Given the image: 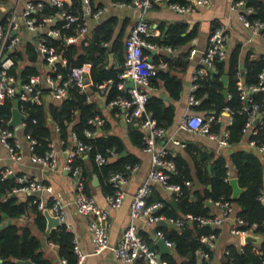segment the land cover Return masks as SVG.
I'll use <instances>...</instances> for the list:
<instances>
[{
  "label": "built area",
  "instance_id": "obj_1",
  "mask_svg": "<svg viewBox=\"0 0 264 264\" xmlns=\"http://www.w3.org/2000/svg\"><path fill=\"white\" fill-rule=\"evenodd\" d=\"M189 3L178 4L169 0H121L113 1L114 6H121L125 3L136 9V20L130 27L123 41V62L121 70L118 72V81L115 88L118 93L106 103L109 107H116L120 111L121 119L126 123L136 124L141 131V150L149 154V167L136 187L128 208L129 220L120 233L119 240L114 247L108 243L107 230L104 223L108 217V209H116L120 206L124 196L122 185L127 181L138 167L137 163L126 164L120 171H114L109 176V182L114 188L113 193L105 194L106 207L97 206L95 199L84 191V179L80 173L79 165L73 163L74 157L87 155L92 148V144L79 138L74 131L68 132L67 144L64 146V140L58 137V127L53 125V133L56 137L48 141V148L43 153H37L34 150L36 144L29 132H24L23 127L26 121V114L18 107V101H29L39 104L45 99L61 100L67 96L69 87H76L78 92L85 93V101L90 102L93 96H104L108 90L109 81L92 83L88 77V63L66 68L67 60L56 49L50 46L44 35L46 33L52 38H61L65 45L81 42L86 45L89 41V26L94 20H98L100 15L106 10V5L92 8L89 0H80L81 10L77 11L71 8L70 2L66 0H0V104L5 99L17 101L18 110L24 115L19 124L9 126L5 115H0V147L5 150L6 157L15 163L21 160L23 146L26 148L29 160L38 165L41 169L50 170L57 164V156L60 147H66L67 153L63 168L74 177V188L71 202L75 211L87 217L86 228L92 241V253H99L104 249L110 248L113 257L126 264H132L135 259H142L147 264H168L157 255V248L149 245L138 232L135 220L141 219L144 224L150 225L164 220L178 228L184 218L187 220L195 219L198 223L209 224L218 227L225 224L229 234L239 237L240 243H227L241 248L245 242L243 235H257L254 232L256 224H246L244 220L236 214L234 204L228 200H216L213 202L219 208L218 213L213 214L211 218L192 217H166L163 214H155V210L161 207V202L150 201L146 198L152 191V185L158 184L165 189L178 194L179 187L176 184L168 183V173L176 171L175 165L167 157L170 154L164 144H158V140L165 135V129L157 126L155 121L145 110L147 93L144 87L148 85L149 78L157 70L150 57L143 53V48L153 47L146 41V37L154 34L150 25L146 21V14L153 3H164L172 10L183 13L190 11L195 5H204L209 0H189ZM230 8L237 11V18L246 27L251 34L258 35L264 43V35L261 32L264 23L258 19L249 20L247 14L251 8L244 5L243 0H230ZM49 5L52 10L43 11L42 8ZM80 20L79 25L74 28L72 34L61 36V29L68 28L74 22ZM226 31L221 25L211 29L207 37V44L202 49L197 67L192 76L190 92L187 97L189 105L198 102L194 98L192 91L196 87L194 82L197 77H202L208 73L207 69L214 70V62L224 60L227 56ZM27 43L30 44V50L26 49ZM105 44V43H103ZM170 51L169 47H165ZM32 50V55L30 54ZM197 50L191 47L188 51V57H192ZM264 59V55H262ZM32 66L35 71L27 73L25 76H19L22 66ZM65 69V70H63ZM239 69V75H241ZM258 81L255 84L246 86L239 78L236 82L239 99L241 103L240 111L245 114V121L240 129L241 137L247 139L248 147L251 151L260 154L263 162L264 174V145L257 142L253 137L257 131V126L262 121L264 115V97L261 101H254L251 97L252 92L258 90L264 91V66L257 75ZM87 79V82L85 81ZM127 81L131 86H126ZM94 89H90V86ZM228 95V94H227ZM222 111L228 115V121L231 120L230 111L224 108ZM222 111L219 115H204L201 112H189L180 119L179 126L188 131L204 135L213 140L218 149L229 145L228 131L226 125L222 122ZM103 117L95 114L87 119L89 127L83 129L86 138L94 137L101 133ZM212 121L219 123L218 130L211 129ZM228 122V123H229ZM17 131H21L20 137ZM172 143L183 146L184 143L170 138ZM116 152L111 148H105L104 153L95 152L93 160L97 165L110 161L116 157ZM3 156L0 155V160ZM223 180L228 181L235 176L234 169L230 163L224 161ZM12 174V170L7 167L0 169V177ZM14 180L19 185L14 187L11 192L27 193L32 195V203L36 208L47 211L57 218L59 224L65 219L64 204L59 197L50 194V203L42 197L44 184L34 177L26 174H14ZM189 185V181L184 182ZM257 199L264 202V184L259 189ZM216 235L208 233L201 235L199 241L206 244L208 249H212L215 244ZM156 239H161L163 243L173 250V242L168 239L161 229L156 228L153 232L152 244ZM226 244V245H227ZM226 245L222 250V255L227 253ZM72 251L75 254V262L72 264H81L84 254L82 253L77 239L72 238ZM195 264H210V256L203 249H196ZM63 264H67L61 259ZM0 264H11L8 261L0 260ZM30 264H34L30 262Z\"/></svg>",
  "mask_w": 264,
  "mask_h": 264
},
{
  "label": "trees",
  "instance_id": "obj_2",
  "mask_svg": "<svg viewBox=\"0 0 264 264\" xmlns=\"http://www.w3.org/2000/svg\"><path fill=\"white\" fill-rule=\"evenodd\" d=\"M121 1V0H110ZM178 4H186L188 0H169ZM244 5L251 8V12L247 14L249 20L258 19L264 23V0H243ZM71 8L77 11L81 10L80 0H66ZM92 8L99 7L100 1L89 0ZM42 10H52L49 5H45ZM80 23V20L71 24L68 28L61 29V36L73 33V29ZM89 26V41L86 45L81 42L65 45L61 38H52L45 32L42 33L47 43L56 49L67 60L66 68L78 66L88 63V77L92 83L101 81H109L108 90L104 96L103 103H107L112 99L118 90L115 83L118 81L117 74L121 70L123 62V25L117 33L115 26L117 17L114 15L106 16L97 22L91 23ZM159 34L157 36H148L146 41L153 43L157 47H169L170 50L179 48L186 42L191 40L196 34V27H187L185 22L175 21L168 26H159ZM264 35V26L261 29ZM106 44H103L105 43ZM26 49L30 50V44L27 43ZM143 53L150 57V60L157 65V70L153 76L149 78V85H157L161 82L163 89L169 96V100L165 101L159 96L149 95L144 104L145 110L155 121L157 126L164 129L168 128L173 120L174 105L173 101L177 100L181 92V79L174 71L181 72L187 64L188 51H180L174 56L163 53H151L149 49L143 48ZM239 47H233L226 60L214 62V72L207 73L202 77H197L195 89L192 91L194 98L198 102L190 105L191 110L201 112L204 115H219L224 108L230 111L231 120L225 126L228 131V142L230 152L228 161L234 169L235 176L238 179V185L242 188L235 200L230 198L231 186L228 181L223 180L224 161L222 155L212 156L211 153L199 151L197 158H194V172L191 173L188 162L180 154L167 155L175 165L176 171L168 173L167 182L176 184L179 187L178 194L173 193V201L176 206L174 210L168 202L162 199L158 192L152 188L147 202L159 201L161 207L155 210V214H163L166 217H192L211 218L213 212L210 204H206L208 200L213 203L216 200H228L236 205V214L241 217L246 224L255 223L254 232L264 235V202L257 199L259 189L262 186L263 162L259 156L253 151L243 149L238 146L241 138L240 129L245 121V114L240 111L241 103L236 86L237 80L240 78L246 86L255 84L258 81V73L264 66V59L261 55L254 58L247 54L243 64L241 75H239L238 64ZM32 55V50L30 52ZM108 54H112L113 62L109 63ZM162 63L165 68H158V64ZM65 70V69H63ZM35 71L32 66L23 65L19 71V76L23 77L29 72ZM222 74L228 75L227 97L224 98L220 93L222 84L219 77ZM264 86V80H263ZM90 89H94L90 86ZM254 101H261L264 97V91L258 90L251 93ZM12 101L5 99L0 104V115L8 118L10 115ZM18 107L26 114V121L23 127L24 132H29L35 138L36 144L34 150L37 153H43L47 148L48 141L51 139L53 128L51 125L58 127V137L64 140V146L67 144L68 132L74 131L75 134L85 142L92 144V148L88 151L87 156L74 157L73 163L79 165L80 173L84 179V191L90 194L88 188L90 180L94 175L98 181L101 192L104 194L113 193L114 188L109 182V176L114 171H120L126 164L137 163L138 158L126 153L119 155L124 151V144L121 138L113 133H109V123L104 119L101 125V133L90 138H86L83 129L89 127L87 119L92 115L98 114L102 116V109L94 100L85 101V93L78 92L76 87L67 89V96L61 100H44L36 104L29 101H18ZM264 108V104L261 105ZM118 110L111 107L110 112ZM262 121L257 126V131L253 136L258 143L264 145V115ZM10 128V126H7ZM219 123L212 121L211 129L218 130ZM127 135L130 142L141 146V131L134 126L133 123L127 125ZM105 148H111L116 152V157L97 165L93 160L95 152L104 153ZM198 150L193 146L186 151ZM212 158V159H211ZM211 159V161H209ZM210 162V169L207 164ZM185 181L190 184L185 185ZM194 184H197L195 186ZM13 176L6 175L0 177V221L3 219H16L21 215L31 216L32 221L37 228L43 229L44 217L36 205L32 203V195H26L24 199L18 200L16 197H10L11 190L18 186ZM50 203V199L47 204ZM165 236L173 242V252L164 253L160 258L168 264H195L196 249L207 251L209 256L211 250L206 244L199 241L201 235L208 233L218 234L219 228L198 223L195 219L187 220L178 227H162ZM143 238L152 244L151 239L141 232ZM73 234L66 229L63 223L52 229L47 234V239L56 244L57 255L64 259L67 264L75 262V254L72 251ZM227 253L223 255L220 264H264V240L259 244L245 243L241 248L232 244L226 245ZM0 258L2 261H8L11 264L14 259H29L34 264H52L43 257L40 250L39 239L34 236L30 228L26 225L16 223L0 224ZM132 264H147L142 259H135Z\"/></svg>",
  "mask_w": 264,
  "mask_h": 264
},
{
  "label": "crops",
  "instance_id": "obj_3",
  "mask_svg": "<svg viewBox=\"0 0 264 264\" xmlns=\"http://www.w3.org/2000/svg\"><path fill=\"white\" fill-rule=\"evenodd\" d=\"M100 1L101 4L106 5V10L100 15L99 19H102L109 15H114L117 17V24L115 26V32L117 33L120 29V26L123 25V38H122V48L124 38L129 31L132 24H134L136 20V9L127 3L121 6H114L111 3L113 1L110 0H95ZM190 1L188 0L187 3ZM231 1L230 0H209L208 3L204 5H195L193 4V8L190 11L178 13L171 8L167 7L164 3H153L149 8L146 14V21L150 25L151 29L154 31V34L151 35L157 36L159 34V26H168L171 22L181 21L187 24L188 28L193 26L196 27L195 36L186 42L184 45L179 48L172 49L170 51L166 50L165 47H157L153 43V47L145 46V49H149L152 53V50L155 52H160L163 54H168L169 56H174L180 51H189L191 47H194L197 51L193 54L192 57L187 56V64L181 72L174 71L175 74L181 79V92L180 96L177 100L173 101L174 105V113L173 120L171 125L165 129V135L162 139L158 140V144H164L169 152L172 155L180 154L183 158L188 162L191 173L194 172V158L193 155L197 158L199 151H204L205 153H211L212 156L222 155L225 160L228 161V154L230 152V146L228 145L225 148L218 149L215 142L204 135L197 134L192 131H188L179 126L180 119L183 115L189 112H195L191 110L190 105L187 102V97L190 92V86L192 81V76L197 67V63L201 54L202 49L207 44V37L211 29L217 25H221L225 28L227 39H226V47L227 52L235 47H239L238 51V64L239 69L242 70L243 61L248 54L249 57L254 58L258 55H264V43L263 40L256 34H251L250 31L242 25V23L237 18V11L230 8ZM98 20H94L97 22ZM93 23V22H92ZM92 24L90 23V26ZM106 44V42H105ZM152 53V54H153ZM170 53V54H169ZM227 53V56H228ZM226 56V58H227ZM224 59V61L226 60ZM109 63L113 62L112 54H108ZM158 68L164 69L165 66L162 63L158 64ZM214 71V70H213ZM147 95L159 96L165 101L169 100V96L166 91L163 89L161 82H158L157 85H147L144 87ZM46 100H50L47 98ZM91 100H94L102 109V117L106 119L109 123V133H113L118 135L123 144L124 151L126 153H131L138 158L137 169L129 175L127 181L122 185V189L124 190V196L122 198L121 204L116 209H108V217L106 222L104 223L107 236L108 243L111 247H114L119 240L121 230L127 224L129 220L128 208L132 198V194L134 193L136 187L140 183V181L144 178L148 167H149V154L141 150L140 147L133 145L129 137L127 135V125L128 123L124 122L121 119L120 111L114 110L112 113L110 112L111 107L107 106L103 103L101 97L93 96ZM222 122L223 125L228 124V115L226 112L222 111ZM53 128V125L50 124ZM136 126V124H134ZM137 127V126H136ZM138 128V127H137ZM21 133V131H17V135ZM20 137V134H19ZM56 134L52 133L51 138H55ZM177 139L184 143L183 146L172 143L171 139ZM197 147L198 150H191V152L186 151V147ZM238 146L250 150L247 144V139L245 137H241L238 143ZM251 151V150H250ZM67 153V148L60 147L59 153L57 156V164L53 169L46 170L41 169L38 165L32 163L29 160V155L26 148L23 146L21 160L18 163L13 162L12 160L6 157L5 150L0 147V155L3 156L0 160V169L2 167H7L12 170L13 176L14 174H26L29 177H34L40 180L45 189L42 191V197L48 201L50 194H54L61 202L64 204V212L65 219L62 222L66 229L72 232L73 236L77 239L78 245L84 254L81 264H126L115 259L111 253L110 248L104 249L99 253H92V241L87 231V217L78 214L74 206L71 202L72 193H73V182L74 177L71 176L64 168V161ZM256 153L259 158H261L260 154ZM123 154V155H124ZM120 155V154H119ZM87 155H82V158L85 159ZM212 159V158H211ZM211 159L209 161H211ZM262 160V158H261ZM229 162V161H228ZM210 169V162L207 164ZM208 169V168H207ZM208 169V170H209ZM94 175H92L93 177ZM262 184H264V174L262 175ZM197 186V184H194ZM152 188L155 189L159 196L168 202L170 199L173 200V192L171 190L165 189L158 184H153ZM90 195L95 199L97 206L100 208L106 207L105 194L101 192V189L97 184L92 183V178L90 180V186L88 188ZM15 194L18 200L24 199L27 193L20 192H12ZM211 210L213 214L218 213L219 208L210 203ZM235 210H237L236 205L234 204ZM43 215V213H41ZM44 217V226L43 229L37 228L35 223L32 221L31 216L21 215L16 219H3L0 221V224L5 223H16L23 224L30 228L31 233L39 239L40 242V250L44 258L49 260L52 264H63L61 262V258L57 255V246L51 240L47 239V234L54 229L55 227H51L49 231H46V219ZM136 226L138 228L139 233H144L147 235L151 241L153 240V232L158 226L157 223L146 225L143 223L141 219L135 220ZM175 227V226H172ZM169 228V227H166ZM219 232L215 238V244L211 249L210 255V264H220L223 260L222 250L227 243H240L239 237L235 235L229 234L227 227L225 224L218 226ZM259 235V234H257ZM263 236L264 235H259ZM261 240V241H262ZM260 241V242H261ZM154 244V242H153ZM253 244V243H252ZM173 252V250H172ZM1 259V258H0ZM14 262V260H13Z\"/></svg>",
  "mask_w": 264,
  "mask_h": 264
},
{
  "label": "water",
  "instance_id": "obj_4",
  "mask_svg": "<svg viewBox=\"0 0 264 264\" xmlns=\"http://www.w3.org/2000/svg\"><path fill=\"white\" fill-rule=\"evenodd\" d=\"M155 52V50H152V53ZM170 54V53H169ZM209 74H212L214 71L211 68L207 69ZM219 80L222 84V88L220 90V93L222 94V96L224 98L227 97V84H228V75L227 74H222L219 77ZM85 81L87 82V79L85 78ZM126 86H131V82L127 81ZM24 119V115L18 110L17 108V101L14 100L11 106V111H10V118L7 121V124L9 126H15L17 124H19V122ZM125 153V151H122L120 153V155H123ZM207 168L209 169V165H207ZM10 176V175H9ZM92 183L93 184H97V179L95 176L92 177ZM229 185L231 186V194H230V198L232 200H235L239 193L241 192L242 188L238 185V179L236 176L230 178L228 180ZM10 197H14L15 194L14 193H10L9 194ZM168 204L174 209L176 210V206L175 203L172 199H170L168 201ZM206 204H209V201H206ZM43 215L45 216L46 219V231H49V229L53 226H57L59 225V222L57 220L56 217H54L53 215L49 214L46 210L43 211ZM158 226H162V227H172L171 223H167L164 220H159L157 222ZM263 239V236H259V235H251V234H245L243 235V241L245 243H253V244H259L260 241ZM154 245L157 248V255L160 256L164 253H171L172 249L168 246H166L163 241L161 239H156L154 241ZM1 260V259H0ZM14 263L15 264H30V260L29 259H14Z\"/></svg>",
  "mask_w": 264,
  "mask_h": 264
}]
</instances>
